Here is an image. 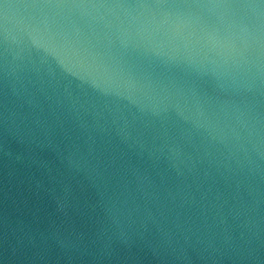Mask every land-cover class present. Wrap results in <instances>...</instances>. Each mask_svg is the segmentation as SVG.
<instances>
[{
	"label": "water",
	"instance_id": "95a60500",
	"mask_svg": "<svg viewBox=\"0 0 264 264\" xmlns=\"http://www.w3.org/2000/svg\"><path fill=\"white\" fill-rule=\"evenodd\" d=\"M0 264H264V0H0Z\"/></svg>",
	"mask_w": 264,
	"mask_h": 264
}]
</instances>
